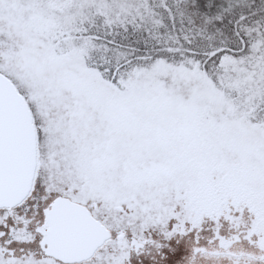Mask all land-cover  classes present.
Here are the masks:
<instances>
[{
	"label": "snow or ice",
	"instance_id": "snow-or-ice-1",
	"mask_svg": "<svg viewBox=\"0 0 264 264\" xmlns=\"http://www.w3.org/2000/svg\"><path fill=\"white\" fill-rule=\"evenodd\" d=\"M0 264H264V0H0Z\"/></svg>",
	"mask_w": 264,
	"mask_h": 264
}]
</instances>
